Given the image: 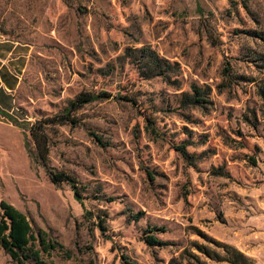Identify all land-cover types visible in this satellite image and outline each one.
<instances>
[{
  "label": "rangeland",
  "instance_id": "rangeland-1",
  "mask_svg": "<svg viewBox=\"0 0 264 264\" xmlns=\"http://www.w3.org/2000/svg\"><path fill=\"white\" fill-rule=\"evenodd\" d=\"M0 36L23 53L0 200L62 245L43 260L264 264V0H0Z\"/></svg>",
  "mask_w": 264,
  "mask_h": 264
},
{
  "label": "trees",
  "instance_id": "trees-1",
  "mask_svg": "<svg viewBox=\"0 0 264 264\" xmlns=\"http://www.w3.org/2000/svg\"><path fill=\"white\" fill-rule=\"evenodd\" d=\"M137 50H139L141 57L150 68L155 70L157 69L158 72H160L158 74H164L163 72L170 70L173 67L168 59L161 57L148 46L139 47ZM126 52H129V48L126 49ZM225 71L227 72L228 69H225ZM165 77L167 76L165 75ZM210 91L211 89L208 85L202 87L197 84H191L190 92L183 93L182 98L180 99L181 104L183 106L186 104L203 105L204 103H207V95L210 94ZM93 96L94 98L96 97V95ZM262 97L264 98V93L262 94ZM68 109L69 107L65 110L67 111ZM0 113L12 121L15 125H18L10 113L1 109ZM23 137L24 145L27 148L28 143L25 139V133H23ZM186 145V141H183L182 143L175 145V148L182 154H185ZM27 151L30 157L34 156V160L39 162V153L33 155L32 151L28 148ZM47 174L52 182H56L55 175L50 170H47ZM148 174H151L150 171H148ZM74 188H76V186H74ZM74 197L81 203L82 206H84L82 195L74 192ZM87 213L91 215L90 211ZM140 214L141 213H135V218L139 217ZM153 230H155V228H153ZM162 243L163 241L155 240L152 244ZM215 244L223 250V255H220L223 260L233 264H252L251 259L235 247L219 241H215ZM0 246L17 264H28L30 262H33L34 264H51L43 260L42 252H48L62 245H60L57 241L50 239L42 230L39 229L35 231L22 211L16 208L13 204L1 199ZM205 252L210 254L209 251Z\"/></svg>",
  "mask_w": 264,
  "mask_h": 264
},
{
  "label": "crops",
  "instance_id": "crops-1",
  "mask_svg": "<svg viewBox=\"0 0 264 264\" xmlns=\"http://www.w3.org/2000/svg\"><path fill=\"white\" fill-rule=\"evenodd\" d=\"M0 36V109L11 114L14 108V92L19 85L18 59L23 56L21 49L14 45H8ZM6 117L0 113V123Z\"/></svg>",
  "mask_w": 264,
  "mask_h": 264
}]
</instances>
